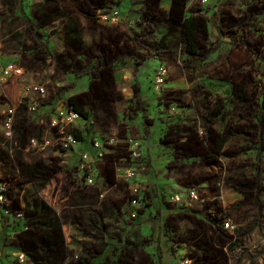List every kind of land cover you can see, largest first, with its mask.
Instances as JSON below:
<instances>
[{"label":"rangeland","instance_id":"374dc122","mask_svg":"<svg viewBox=\"0 0 264 264\" xmlns=\"http://www.w3.org/2000/svg\"><path fill=\"white\" fill-rule=\"evenodd\" d=\"M50 1L23 0V3L26 7L29 4L39 5L37 10L45 18L47 14L54 16L52 9L57 5H61L62 11L76 9L77 13L72 18L80 31L78 37L86 38L71 51L68 45L52 50L54 40L44 51H35L32 47L34 41L29 38L32 33L28 32L31 23L23 19L21 13L22 0H0L2 58L15 59V63L25 67L27 74L21 79L22 82L45 83V101L57 91L55 83H59L62 90L67 92L62 97L65 99L68 95L81 96L91 91L88 94L90 99L85 96L89 102L84 106L89 109L92 122L90 131L83 133L86 145L93 138L102 139L105 135H113L117 137L118 145L123 144L127 136L122 132L119 119L126 123L130 135L141 144V157L126 164L139 166L138 180H134V183H141L143 191L152 195L149 199L142 192L139 205L130 206L135 213L139 208L144 209L142 220L132 230L136 241L140 239V246L136 242L134 249L131 246L126 252L110 253L101 264H181L185 260H188L187 264H264V107L260 98V93H264L261 79L264 58L260 65L259 56L248 50L249 78L243 80L246 81L244 86L250 96L248 103L242 105L232 96L231 86L216 77L213 65H222L223 55L216 59V63L213 62L216 57L214 53L209 60L198 64L195 59L185 60L182 50L179 52L180 33L169 22L165 10L169 8V0H163L161 11H153L147 0H98L95 3L92 0ZM103 1L105 4L99 6ZM246 2V12L240 10V21L229 30L232 29L235 34L242 29L245 31V23L248 22L250 41V25L258 28L251 20L257 15L259 25L264 28V20L260 16L264 10V0ZM83 7H87L89 13L81 11ZM114 9L118 11L115 20L100 18L101 12L109 15ZM88 19L93 29L88 28ZM59 24L48 20L44 29L52 33ZM248 43L249 49L251 44ZM107 46L112 50L114 59L111 65L103 67L100 57L107 56ZM147 58L155 64L150 68L149 62L142 64L147 69L143 70L144 79L140 80L138 65ZM160 65L166 66L167 71L158 83L156 76ZM224 69L223 73L219 72L221 78L230 77L238 71L236 75L241 80L244 73L241 67ZM102 74L104 78L107 75L108 78L112 77L114 84L105 85ZM198 77H202L201 80ZM207 94L211 96L210 99H221L219 105L223 109L221 116L215 118V126L220 130H232L229 141L215 161L206 160L203 154H209V150L199 146L201 141L198 134L200 130L204 134L208 124L204 116L208 115V110L219 107L214 103L207 105ZM22 113L17 111L13 131L19 120L24 118ZM16 133L14 131L11 138L7 139L0 136V145L3 144V151L11 161H15L20 150ZM34 134L41 137L39 130H35ZM164 136L169 142L173 141L171 145L161 140ZM208 144L206 141V147ZM33 152L29 151L34 160L39 161L41 154ZM86 152L93 157L92 150ZM112 156L108 160H112ZM27 160L33 163L31 159ZM45 164H51L47 156ZM105 164L107 169L100 170L99 165L95 169L96 185L87 186L98 201L100 192L106 198L102 205H98L94 199L93 209L99 211L95 219H103L106 229L99 235L93 234V238L87 242L93 245L90 247L93 253L102 248L103 234L108 239L112 233L121 230L113 226L118 225L120 208L126 205L127 196L131 195L129 183L116 175L118 164L114 160L110 164L106 160ZM70 173H75L73 168H70ZM26 179L22 181L23 190L35 192L33 182H27ZM238 181L250 182V197L245 204H242L244 198L237 186ZM191 190H195L198 198L204 200H190L188 192ZM172 193H178L180 200H169L168 196ZM130 208L126 206L124 209L123 218L126 221L130 218ZM194 211H199V216ZM183 212L190 213L191 218L187 219ZM210 212L218 217H231L236 224L233 233H217L211 226V220L209 222L205 217ZM14 217L2 216L0 213V264H90L89 258L84 262L78 261L84 259V250L90 248L70 242L74 235L71 229L63 231L68 247L62 248L61 255L54 258L46 255L41 248V227L31 226L25 232L14 234L22 229V226L16 225L17 217ZM60 217L65 221L61 212ZM83 232L86 233L82 230L81 234L76 235H84ZM33 242L38 244L34 245ZM17 245L27 255L22 262L14 257ZM76 254L78 257L74 258Z\"/></svg>","mask_w":264,"mask_h":264},{"label":"crops","instance_id":"0c3cea01","mask_svg":"<svg viewBox=\"0 0 264 264\" xmlns=\"http://www.w3.org/2000/svg\"><path fill=\"white\" fill-rule=\"evenodd\" d=\"M51 2L50 0H47ZM170 5L169 8L165 9L168 14V20L170 21V16L172 14L176 15L177 10L180 8V11L178 13L183 15V19L190 16L195 15L199 19V28L197 32V40L200 44V49L203 51V55H196L193 56L186 51H182L185 57V60L188 58L190 60L195 59L196 63L200 64V62H203L205 60H209L212 54L216 53V57L214 58L213 62L216 63V59L221 57L223 55V61H221V64L213 65V69H215L216 77L219 80H222L226 83H228L232 87V82L230 77L221 78L219 77V74L224 72V68H233V67H241L244 69V73L241 76V82L245 85L246 81L244 82L243 79L246 78L248 80V50L250 53L253 52V54H256L259 56L258 61L260 63L261 59L264 58V28L262 25H259L258 19L251 20V23L257 24L258 28H255L253 25H250V46L248 49V41L242 42L243 38H240L239 35H245L248 38V22L245 23V31H238L236 34L232 33V29L236 23H238V20L241 19V11L243 12L247 10L248 4L246 0H211L208 4H201L199 0H169ZM96 2V1H92ZM163 0H148L147 3L150 5L153 11H161L162 6L161 3ZM23 3V0H22ZM123 3H126L125 1ZM130 2L128 1V4ZM139 5V4H137ZM39 5L29 4L27 7L22 5L21 7V13L27 22L31 23V31L32 35H29V38H31L33 42V46L35 48V51H44L46 46H51L50 42L54 40L53 46H51L52 50H55L56 48H59V46H65L68 48L69 51H71V48L75 49V47L79 44L81 40L86 38L85 36H82L81 38L78 37V34L80 31L78 30V26L76 24V21L72 18V16L77 13L76 9L68 8L66 11H62L61 5L54 6L52 9V13H54V16L50 17L46 16V18L38 11ZM81 11L88 12L89 9L87 7H83L80 9ZM261 19L264 20V13L260 15ZM240 18V19H239ZM54 23L60 22L59 25L55 26V31L50 33L46 32L44 28H46L45 23H47L48 20ZM182 19V20H183ZM85 20V19H84ZM85 22V21H83ZM88 28L93 29V25L88 19ZM178 28V31L180 33V28L177 24H174ZM60 26V27H59ZM63 29H62V28ZM220 27V28H219ZM228 28V29H227ZM221 29H224L225 31H222ZM63 33H62V31ZM44 32H46V35H44ZM45 38V40H44ZM180 38V34L178 35V39ZM55 39L57 41H55ZM244 41V40H243ZM52 43V42H51ZM29 47V46H28ZM108 54L107 56L104 55L100 60V64L103 67H108L113 62L114 59L112 55V50L110 48H106ZM3 52L1 48V41H0V61L3 64L14 62L15 59H9L4 60L1 56V53ZM109 57V58H108ZM150 58H156V56H151ZM150 58L144 59L141 64L138 65L139 69V75L140 80L144 79L143 70L147 69V66L142 65L145 62H149V68L151 65L155 64L153 60H150ZM236 59L239 61L236 63ZM61 60H63V57H61ZM155 60V59H154ZM107 61V62H106ZM185 62V61H184ZM209 62V61H208ZM237 64H235V63ZM104 63V64H103ZM106 63V64H105ZM234 63V64H233ZM22 65V64H19ZM106 65V66H105ZM142 65V66H141ZM261 65V63H260ZM23 66V65H22ZM24 67V66H23ZM224 67V68H223ZM262 67V66H261ZM25 68V67H24ZM263 69V68H262ZM220 72V73H219ZM240 72V71H239ZM247 72V73H246ZM27 73L25 72V75ZM203 74L208 75L207 72H204ZM173 76V74L171 75ZM172 78V77H171ZM202 77H198V80H201ZM262 79V86L264 87V72L261 74ZM137 83L139 84L138 80L135 79ZM178 80V79H176ZM173 80H168V82H172ZM22 81L19 82L16 79L12 82H9L6 86L0 85V111L9 103V102H15L17 101L21 94V85ZM27 83V82H25ZM202 84V83H198ZM61 89H57V91L54 93L53 97L51 99H48L47 101H44L41 105H39V112L40 115H45L51 112L55 107L67 102V98H62L66 91ZM232 94V92H231ZM207 100L209 103H214L216 106L220 104L221 99L213 98L210 99V95H206ZM233 96V94H232ZM37 97L36 94H29L28 100L32 101ZM69 97V95H68ZM106 97V96H105ZM234 97V96H233ZM235 98V97H234ZM261 103L262 107H264V93H260ZM242 105H246L248 103L247 99H237ZM223 109V107L221 106ZM220 105L219 107L208 110V114L210 118H206L207 115L204 116V119L208 122L206 123V126L212 127V129L221 135L224 131H229L227 140L224 142L223 147L221 148L220 152L218 154H215L212 152L213 143L214 140H212L208 136L207 130H205L204 134L200 130V133L198 136L200 137V143L199 146H201L203 149L209 150V157L207 156L208 153L203 154L206 157V160L210 157H213L215 160L217 159V156L222 152V150L225 148L226 143L229 141L232 130L231 129H224L220 130L217 126H215V118L221 116V109ZM243 108H247V106H243ZM23 112V111H22ZM135 113H137L135 111ZM211 113V114H210ZM239 114H242V112L238 111ZM24 118L19 120L17 124V128L15 127V130L18 133V139L20 144V150L16 154L15 161L10 160L8 158V155L4 153L3 148L0 146V182L2 179L9 180L12 182L11 187L9 188V194H10V206H11V213L9 215L3 214L2 206L0 205V213L2 216H11V217H17L16 211H22L24 213L23 217H17L15 220L16 225L23 226L26 225L27 222L32 221L31 214L37 212L40 213L45 208L48 209L51 205V209L48 210L52 212L50 214L51 217H48L50 219L52 225L51 228L65 231L66 228L71 229V231H74V235H72L71 238L74 240H91L93 237H84L82 235H76L80 233V222L84 221L83 215H80L77 211L73 212V204H85L87 202H90L95 199V195L90 191V187H86L81 182V176L79 174H73L70 173V168H75L79 161H80V155L83 151H90L92 150V141L89 142L88 145H86V141L84 140V132L90 131V126L87 124V121L83 118V120L78 125V129L76 130L81 135V139L78 140L77 144L75 146H78V148L74 147L73 150L69 152H65L62 149L56 147L52 143H48L45 145V148L43 151L30 147L29 141L32 137H37L34 134L35 130H39V134L41 135L40 138H38L39 142L44 141L45 139H49L50 141L53 138V134L49 131H43V128L38 126L36 124L37 115H29L25 112L22 113ZM138 114V113H137ZM121 127L122 132L126 136L130 135V129L127 126L126 123L121 121ZM143 121V120H142ZM153 124V123H152ZM152 124H143L146 127H151ZM89 126V129L87 130V127ZM34 130H33V129ZM2 130V116H0V131ZM33 130V131H32ZM145 132V130H144ZM16 133V134H17ZM166 139L167 137L164 136ZM98 138V137H95ZM93 138V139H95ZM163 138V137H161ZM162 140V139H161ZM206 141L209 142V146L206 147ZM173 142V141H172ZM172 142H169L167 139L166 144L171 145ZM81 144V145H80ZM201 148V150H202ZM30 150H33V153H40L41 157L39 161L34 160V157L31 156L29 153ZM201 155V156H203ZM46 156L49 158L50 165L45 164V158ZM194 157L196 155H193ZM31 159L33 163H31L29 160L26 161V159ZM214 160V161H215ZM104 161H100L99 164L96 165V169L99 165L100 170L101 169H107L108 167L105 166L106 164L103 163ZM50 170H49V169ZM27 178V182H33L32 185L35 187L36 191H24L23 190V183L22 181ZM115 185V184H114ZM18 187V188H17ZM84 188L83 191H81ZM25 192V194H24ZM144 193L146 194L147 198H152V195H150L146 190H144ZM36 195L39 197L37 198ZM45 195V196H44ZM154 197V196H153ZM47 200V202L45 201ZM68 200V201H66ZM150 204V203H147ZM127 205V200H126ZM126 205H123L121 208V214L120 218L118 220L119 229H121V241L118 239H110L108 236V239L106 236H104V239H102V242H109L108 244H111L110 242H114L116 244H120L121 246L128 247L132 240L136 241V237H134V233L132 230L136 229L135 227L138 225V223L142 220L144 209L139 208L138 214L134 217L133 221H129V218L127 221L123 218L124 215V209ZM146 205V204H145ZM145 207V206H144ZM65 209H71L72 214L69 218V220L62 221L60 218V212L61 210ZM143 211V212H142ZM198 216L200 214L199 211H194ZM185 213L187 219L191 218L190 213ZM26 215H28L26 217ZM209 219L210 222L211 218L208 217V214L205 215V217ZM14 217V218H15ZM14 221V220H13ZM11 221V222H13ZM211 226L214 228V230L218 233L216 230V224H214V221L211 220ZM119 231V233H120ZM225 232V231H224ZM81 234V233H80ZM109 240V241H108ZM129 249V248H127Z\"/></svg>","mask_w":264,"mask_h":264},{"label":"built area","instance_id":"2783aa9c","mask_svg":"<svg viewBox=\"0 0 264 264\" xmlns=\"http://www.w3.org/2000/svg\"><path fill=\"white\" fill-rule=\"evenodd\" d=\"M201 4H208L211 0H199ZM118 11L116 9L112 10L109 15L106 13L100 14V18L109 17L111 20L117 18ZM179 52L183 50V42L179 43ZM179 54V53H178ZM159 72L156 76V81L159 83L162 81L163 76L165 75L167 68L164 65L158 67ZM25 76L24 68L15 63L9 62L3 64L0 61V85L7 84L9 81L17 80L21 82V79ZM56 87H60L59 83H55ZM22 94L17 102L12 105L8 103L1 111L0 116H2V130L0 131V136L4 138H11L13 133V122L17 109L20 106H25L26 111L29 115H37L36 124L44 127V131L51 132L53 138L50 141L48 138L42 142H39L35 138H31L29 141L30 147L44 150L45 145L52 143L55 146H58L65 152L73 150L78 140L75 136V131L78 129V125L83 120V117L78 113L74 107L65 102L57 107H55L51 112L45 115H40L39 104L45 101L47 96V87L45 83L40 82H29L22 83L21 85ZM36 94L37 98L30 101L28 100L29 94ZM118 147L117 137L113 135H105L104 138H95L92 141V151L93 157L89 155L88 152L83 151L80 155V161L78 165L74 168L75 174L81 176L82 182L90 187L96 185V164L100 161H106L108 155L113 153ZM125 149L126 156L115 160L117 171V177L124 178L127 183L130 185L131 198L127 200V207L138 206L142 199L143 186L141 183H134V180H138V168L137 164L129 165L133 161H137L141 157V144L137 139H134L132 136H127L125 140ZM190 195V200H198L202 202L203 198H198L195 190L188 192ZM103 192L99 193V201L103 199ZM168 199L171 201L180 200L178 193H172L168 196ZM8 204V198L6 195V182H0V205L2 206L3 212L7 214L9 208L6 207ZM99 205V203H98ZM132 208V207H131ZM130 208V219L135 217L138 213L132 212ZM220 227L226 232L232 234L235 230L236 224L231 217H225L222 222H220ZM188 260L181 262V264H187Z\"/></svg>","mask_w":264,"mask_h":264},{"label":"trees","instance_id":"16d2710c","mask_svg":"<svg viewBox=\"0 0 264 264\" xmlns=\"http://www.w3.org/2000/svg\"><path fill=\"white\" fill-rule=\"evenodd\" d=\"M148 1V0H147ZM105 4V2H101L99 6H103ZM180 11V8L177 10L176 12V15L172 14L170 16V21L171 23H174V24H177L180 28V38H179V41H182L183 42V50L186 51L187 53L193 55V56H196V55H203V51L200 49V44L198 43V40H197V32H198V28H199V19L197 16L195 15H190L186 18L183 19V15L178 13ZM263 14L264 13V10L261 11ZM88 13V12H87ZM256 19L259 20V15H257L255 17ZM183 19V20H182ZM29 31H31V25H29ZM232 33H234V31H231ZM235 34V33H234ZM240 38H243L242 42H246L248 41L249 42V39L244 35H239ZM249 44V43H248ZM182 50V51H183ZM107 62V61H106ZM104 64V63H103ZM106 64V63H105ZM22 66V65H21ZM106 66V65H105ZM23 67V66H22ZM24 68V67H23ZM25 70V68H24ZM238 72V71H237ZM237 72L235 73H232L230 75V80L232 82V87H231V92L233 94V96L237 99H247L249 100V91L247 89V87L244 86V84L241 82V80L239 79L238 74ZM102 79L104 78V75L102 74ZM249 78V77H248ZM104 82H105V85H112L114 84V80L112 77H109L108 78V75L106 78H104ZM9 82H12V81H9ZM8 82V83H9ZM7 83V84H8ZM7 84H4L2 86H6ZM61 89V87H58V90ZM91 91L89 92H84L81 96H76V95H72V96H69L67 98V102L69 104H71L74 109L80 113L82 115V117L87 121V124L88 125H91V119H90V111L89 109H85V105L88 104V99L91 98V96H89L88 94L90 93ZM92 94V93H91ZM85 96L87 97L85 99ZM94 97H96L95 95H92ZM88 101V102H87ZM17 101L15 102H9L10 104L14 105ZM20 110V111H23L25 112L26 114L27 111H26V108L25 106H20L17 111ZM17 111H16V114H17ZM16 114H15V117H16ZM211 114V113H210ZM15 117H14V120H15ZM206 118H210L209 114L206 116ZM39 126V125H38ZM42 127V126H40ZM206 127V130L208 132V136L214 140V143H213V148H212V152L215 153V154H218L221 150V148L223 147V144L224 142L227 140V137H228V134H229V131H224L221 135H219L218 133H216L212 127L210 126H205ZM43 128V131H44V127ZM13 129V128H12ZM89 129V126L87 127V130ZM14 132V131H13ZM45 132V131H44ZM75 136L78 140H80L82 137L80 135V133H78L77 131H75ZM32 138H35L38 140L37 137H32ZM162 141L166 142L167 139L165 137L161 138ZM3 145V144H2ZM2 145H0L2 147ZM58 147V146H56ZM3 148V147H2ZM59 148V147H58ZM111 154H113V156L111 157L112 160H117L119 158H122V157H125L126 156V149H125V142L121 145H118L117 149L113 152V153H110L108 155V157L110 158ZM209 157V154L207 155ZM112 160H108L107 158V161L108 163L110 164V162H112ZM209 160L211 161H214L215 159L213 157H210ZM106 161H104L103 163H105ZM1 182H6V195H7V198H8V204L6 205L7 208H9L11 210V206H10V194H9V188L11 187V184L12 182H10L9 180H5V179H2ZM250 182L249 181H238L237 182V186H239V191L240 193L243 195V201H242V204H245V202L249 199V195H250V189H251V186L249 184ZM128 193V192H127ZM98 194V192H97ZM131 194V193H130ZM99 195V194H98ZM132 195H130V197L127 196V199L128 200L129 198H131ZM96 199V198H95ZM106 200L105 196L103 197V199L101 201H98L96 199V201L99 203V205H102L104 203V201ZM93 202V205H94V200H92ZM97 210V208H95ZM121 209V208H120ZM99 211L97 210V213ZM210 215V216H209ZM28 215H26L27 217ZM208 216L211 218V220L214 221V224H216V230L220 233H225L226 231L224 229H222L219 225L220 222H222V220L225 218V217H228V216H219L218 215H214L212 214L211 212L208 213ZM120 218V215H118V218H117V221L119 220ZM222 219V220H221ZM131 220L133 221L134 220V217L131 218ZM118 224V222H117ZM225 231V232H224ZM95 230H94V234H95ZM237 233H239V231H237ZM102 239V238H101ZM236 241V240H235ZM233 241V245L236 244V242ZM108 255L105 256V258L107 257Z\"/></svg>","mask_w":264,"mask_h":264},{"label":"flooded vegetation","instance_id":"af4514ba","mask_svg":"<svg viewBox=\"0 0 264 264\" xmlns=\"http://www.w3.org/2000/svg\"><path fill=\"white\" fill-rule=\"evenodd\" d=\"M92 1H98V0H92ZM96 11H97V9H96ZM93 15H94V13H93ZM95 15H96V13H95ZM81 182H82V180H81ZM82 184L87 187V185H85L83 182H82ZM83 190H84V188L81 191H83ZM45 201L47 202L46 199H45ZM66 201H68V200H66ZM74 204L72 207L73 212L77 211L80 215H83V217H84V221L80 222V231L82 232V230H85L86 233L83 232L84 235H82V236L93 237L94 230L96 231L97 235H99L101 231H104L106 229L104 227L105 221L103 219H102V221H98L95 219V217L97 216V210L95 208L93 209V202L92 201L87 202V203L82 204V205H79V204L74 205ZM49 208L51 209V205L49 206V204H48V209ZM48 209L45 208L40 213L35 212V213L31 214L30 217H31L32 221L27 222L26 225H24L21 230L15 232L14 234H18L22 231L25 232L31 226L41 227L42 231H40L41 233L39 235V239H41V242H39V243H40V245L42 244L41 248L46 255H49V256H52L55 258V256L61 255L62 248L68 247V242H67V240H66L67 238L64 236L62 230H57V229L51 228L52 223H51L50 219H48V217H51L50 214H52V212H50ZM73 212L69 208L68 209L63 208L61 210L62 217L65 219L66 222L69 220V218ZM10 213H11L10 209H9V212L7 214H5L3 212V214H5V215H9ZM16 216L17 217H23L24 213L22 211H16ZM129 221L131 222L132 220L129 218ZM113 227H116V229L119 230V227H117L116 225ZM104 236L105 235L103 234L102 237H104ZM111 237L114 239L116 238L119 241H121V239H122L121 233H116V234L112 233ZM111 237H110V239H112ZM134 237H135V232H134ZM139 238L140 237H138V239ZM102 239H104V238H102ZM69 241L74 243V244H77V245L78 244H84V245L89 246V248L93 247L92 244L87 243L88 242L87 240L86 241L85 240L80 241V240H76V239L74 240L73 238H70ZM139 241H140V239L137 241L132 240V242L130 243V245L132 244L131 245L132 249H134L136 242L138 243V247L140 246ZM103 243L104 244L102 245V248H100L98 252L93 253L91 248L84 250V253H85L84 259L81 258V259H78V261L84 262L89 258L90 264H101L104 262L102 260L106 259L110 255V253H114V254L123 253V250H125V252H126V249L130 248V246L125 247V246H121L120 244H116L114 242H110L111 244H108L109 242H107V243L103 242ZM33 244L36 245V244H38V242H33ZM16 248H17V251L15 252L14 257L16 259H18V261H20V262L24 261L26 256H27L24 249L18 245ZM89 253H90V255H89ZM106 255H108V256L105 258ZM77 257H78V255L76 254L74 256V258H77Z\"/></svg>","mask_w":264,"mask_h":264}]
</instances>
